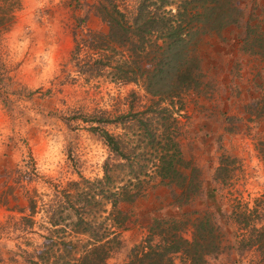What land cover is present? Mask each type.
Masks as SVG:
<instances>
[{
    "label": "trees",
    "instance_id": "obj_1",
    "mask_svg": "<svg viewBox=\"0 0 264 264\" xmlns=\"http://www.w3.org/2000/svg\"><path fill=\"white\" fill-rule=\"evenodd\" d=\"M63 1L77 18L71 27L70 56L77 70L98 74L109 67L115 80L140 82L152 102L113 118L90 120L135 124L140 129L138 142L129 147L122 133L91 124L109 150L102 174H78L66 184L52 182L50 193L28 189L37 174L34 158L24 154L12 161L8 143L9 149L0 154V204L19 213L23 234L31 232L41 239L14 244L10 257L16 262L21 257L26 264H109L107 258L121 244L126 208L145 195L150 178L169 184L179 207L201 194V172L184 155L181 136L172 130L178 122L172 116L173 99L198 85L206 37L235 40L243 51L264 52V19L251 23L253 18L246 17L239 0ZM21 6L22 0H0V43ZM93 16L104 29L89 28ZM226 30H231L229 37ZM0 64H5L2 56ZM254 107L264 118V96ZM224 169L217 165L216 182L223 183ZM216 189L207 188L205 205L192 210L189 237L175 227L178 217L155 216L146 235L133 243L119 264H218L209 257L225 242L240 252L254 250L250 264H264V198L254 197L249 204L230 196L225 201L229 208H224ZM38 212L39 230L34 228Z\"/></svg>",
    "mask_w": 264,
    "mask_h": 264
},
{
    "label": "rangeland",
    "instance_id": "obj_2",
    "mask_svg": "<svg viewBox=\"0 0 264 264\" xmlns=\"http://www.w3.org/2000/svg\"><path fill=\"white\" fill-rule=\"evenodd\" d=\"M239 3L246 17L253 18L251 23L264 19V0ZM15 16L0 43L5 62L0 64V154L9 149V143L12 161L24 154L34 158L37 174L27 187L39 195L50 193L52 182L64 184L78 174L100 176L109 150L91 124L122 133L129 147L138 142L140 129L135 124L90 120L142 109L152 102L151 94L140 82L115 80L109 67L98 74L77 70L79 65L70 60L71 27L77 18L63 0H22ZM88 26L105 28L95 16ZM205 39L198 85L186 90L182 100L175 96L171 105L172 116L178 120L172 130L181 136L184 155L201 172V194L179 207L173 188L157 176L150 178L145 195L126 208L129 214L121 244L107 258L109 264L126 259L155 216L178 217L175 227L189 237L188 219L192 210L205 205L207 188H217L224 208H229L225 201L230 196L238 195L249 204L254 197L264 198V118L254 107L264 96V52L243 51L235 40L217 36ZM220 163L226 170L220 172L223 183L214 180ZM18 215L0 204V264H26L21 257L18 262L10 257L14 244L41 241L37 234L22 233ZM34 218V228L39 230L40 212ZM21 234L26 236L21 239ZM255 256L254 250L240 252L225 242L209 261L250 264Z\"/></svg>",
    "mask_w": 264,
    "mask_h": 264
}]
</instances>
